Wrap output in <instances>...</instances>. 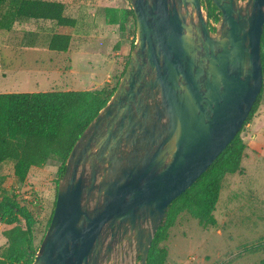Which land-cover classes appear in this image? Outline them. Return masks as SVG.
<instances>
[{"label": "water", "instance_id": "1", "mask_svg": "<svg viewBox=\"0 0 264 264\" xmlns=\"http://www.w3.org/2000/svg\"><path fill=\"white\" fill-rule=\"evenodd\" d=\"M218 10L211 32L207 2ZM136 41L71 149L32 264H146L168 206L233 140L262 88L264 0H128Z\"/></svg>", "mask_w": 264, "mask_h": 264}, {"label": "rangeland", "instance_id": "2", "mask_svg": "<svg viewBox=\"0 0 264 264\" xmlns=\"http://www.w3.org/2000/svg\"><path fill=\"white\" fill-rule=\"evenodd\" d=\"M45 1L63 3L66 16L75 19L76 25L63 28L54 22L28 20L15 23L7 31L0 30V90L58 91L71 81H80L87 89L79 86L72 90L100 91V99L104 97L102 90L110 95L123 75L136 41L135 25L128 17L131 9L128 0ZM5 9L6 6L2 12ZM209 27L211 32L216 30ZM58 33L70 36L66 52L48 50L50 37ZM262 87L260 100L264 102V81ZM90 113L91 110H85L82 115ZM251 120L241 133L246 147L239 170L221 178L213 212L215 225L202 224L188 204L180 201L174 204L167 219L165 239L159 244V248L166 250L164 264H261L264 259V119L257 118L254 123V133L259 130L263 134L260 138L250 136ZM59 167L58 161L50 160L42 167L32 168L20 183L12 175L10 163L0 166V201H10L27 210L34 251L48 227L61 179ZM14 226L24 230L25 221L18 217L16 224L5 227L9 230ZM2 233L3 229L0 246L3 243L5 246ZM16 245L23 252V260L15 264H32L34 255L21 244ZM129 261L126 263L130 264Z\"/></svg>", "mask_w": 264, "mask_h": 264}, {"label": "trees", "instance_id": "3", "mask_svg": "<svg viewBox=\"0 0 264 264\" xmlns=\"http://www.w3.org/2000/svg\"><path fill=\"white\" fill-rule=\"evenodd\" d=\"M5 6L6 9L2 12ZM206 8L208 20L218 21L220 13L210 1L207 2ZM65 11V5L57 1L10 0L7 3L6 0H0V30L7 31L15 23L28 20L49 21L58 27L73 28L76 21L66 16ZM128 17L135 25L131 9L128 11ZM69 44V35L54 34L50 37L48 50L63 53L68 50ZM261 64L264 81V30L261 36ZM102 91L101 95L104 94V97L101 99L100 91L1 93L0 166L10 163L12 175L23 183L32 168H39L50 160H56L60 163L58 174L61 178L65 170V161L75 142L105 107L115 89L110 95ZM262 92L263 87L241 129L224 151L188 190L168 206L152 241L146 264H164L166 250L159 248V244L165 239L167 219H170L171 209L177 202L188 204L202 224L215 225L213 212L221 190V178L224 174L235 173L240 168L246 147L241 133L243 127L263 104L260 100ZM85 110H91V113L83 116ZM54 206L55 201L48 225ZM18 217L25 221V229L14 226L2 233L6 245L0 247V264H15L23 260V252L16 243L24 246L35 259L37 251L32 249V227L27 210L17 207L10 201H0V224L13 226L18 222ZM261 264H264V259Z\"/></svg>", "mask_w": 264, "mask_h": 264}, {"label": "crops", "instance_id": "4", "mask_svg": "<svg viewBox=\"0 0 264 264\" xmlns=\"http://www.w3.org/2000/svg\"><path fill=\"white\" fill-rule=\"evenodd\" d=\"M37 86V85H36ZM64 86H66V87H64L62 90H58V91H68V90H72V89H74L73 87H79V86H82V87H84L83 88V90H86L87 88L86 87H88V86H86V84L85 83H81L80 81H71L70 82V84L69 85H64ZM70 86V87H69ZM26 89V88H25ZM79 89V88H78ZM78 91V90H77ZM14 92H17L16 90H13V89H9V90H7V89H1L0 90V94L1 93H14ZM23 92H39V91H33V90H30V89H27V90H24ZM41 92H44V91H41ZM264 119V102H263V104L260 106V108H259V110L254 114V116H253V118H252V120H251V123L249 124V126H252V130H253V133L252 134H250V133H248V134H250V136H253V137H257V138H260V131L258 130L256 133H254V131L256 130V126L254 125V123L257 121V120H255V119ZM261 121V120H260ZM259 123H261L262 124V122H259ZM264 124H262V126H263ZM255 129V130H254ZM263 136V134L261 135V137ZM3 224H0V231H2V229H3V232L5 231V230H7L8 229V227L6 228L5 226L6 225H4L3 227ZM4 240H5V238H4ZM5 243H3L1 246H3ZM0 246V247H1Z\"/></svg>", "mask_w": 264, "mask_h": 264}, {"label": "built area", "instance_id": "5", "mask_svg": "<svg viewBox=\"0 0 264 264\" xmlns=\"http://www.w3.org/2000/svg\"><path fill=\"white\" fill-rule=\"evenodd\" d=\"M210 25L215 28L218 26V22L215 21V23L212 22V20H209Z\"/></svg>", "mask_w": 264, "mask_h": 264}]
</instances>
